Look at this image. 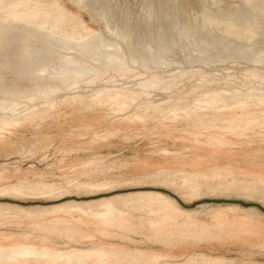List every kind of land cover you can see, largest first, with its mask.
I'll use <instances>...</instances> for the list:
<instances>
[{
	"label": "rangeland",
	"instance_id": "obj_1",
	"mask_svg": "<svg viewBox=\"0 0 264 264\" xmlns=\"http://www.w3.org/2000/svg\"><path fill=\"white\" fill-rule=\"evenodd\" d=\"M109 1L111 4L115 2L113 11H116L117 7H120V9L125 7L129 11L125 16L130 17L129 19L126 18L128 21L130 20L131 24L126 25L128 29L126 27L122 28L124 32L121 29V33L125 38L121 37V34L117 39V44L119 51L122 48L120 52L123 53L122 55L118 51V55L120 57L127 56L128 61L131 58V62L129 61L131 67L127 72H107L99 80L100 88L122 92L129 91L135 88L133 84H138L139 81L147 79V77L151 78V72L155 71V74L159 76L156 81L160 86H154L150 99L156 103L157 108L165 111L176 103L187 107L193 105L194 96L191 92L186 94V89H188L186 86L188 85H193L191 88L195 90L201 89L203 91L205 89L203 92L209 93L208 95H211L215 89H226L227 95L234 100L247 99L248 95H252L254 99L264 98V51H262L264 49V39L258 46L254 43L252 45L255 48L259 47L258 49L262 51L261 55L263 56H258L259 60H262L260 62L254 58V61L251 60L252 56L249 51L240 55H234L230 51L224 53L231 46H234L233 43L235 42L232 43L230 40L221 39L220 43L222 44H218L219 40H211L214 43L217 42L214 46L215 44L212 45L213 43L209 42L210 39L203 38V41H201L202 38L200 40L196 38L198 36L195 33V27L198 24L195 23H198V20L200 21L203 15L208 13L207 11L202 13L201 7L209 4L210 10H212L219 6L224 10H221V12L226 15L231 10L233 11L230 7L232 0H223V2L212 0L216 4H212L211 0H201L202 2L200 0ZM203 1L205 2L203 3ZM82 2H85V0ZM93 2V0H89L85 6L86 9L83 8L81 13L84 20L93 27L95 32L101 33L102 30L99 29L101 26L92 22L91 16L95 15L93 10H96L95 2ZM162 2L164 4L158 9L159 4ZM202 3L203 5L200 6ZM157 4V10L153 14L154 16L152 15L149 24L140 25V22H137L138 19L142 18L138 14L140 8L152 7ZM90 5H93L94 8ZM68 6L74 12L79 11V8L71 3ZM98 8L101 13L97 17L99 15L104 16L102 14H104L103 11L107 10L106 5ZM172 10L176 16L173 15L174 13L172 14ZM157 12L160 14L159 17ZM170 13L173 17L170 16ZM115 17L117 18V16ZM154 17L155 23L152 21ZM166 17H168L169 22ZM190 18L191 20H189ZM156 21L158 22L156 23ZM191 23H194V27ZM190 24L193 28H190ZM144 28L146 29L144 30ZM149 28L150 30H148ZM176 28H179L178 31ZM112 29L116 33L109 30L105 31V35L108 33L116 35L119 31L117 25ZM130 30L133 36L128 32ZM162 30L163 33H161ZM168 30L171 33L167 32ZM141 33L144 35H141ZM186 34L190 36H185L187 40L183 38V35ZM105 37H108L107 39L109 37L114 38L109 34ZM195 40L197 41L195 42ZM207 41L211 44H207ZM241 41L240 43L237 41L238 43L236 42L235 45L242 46L244 41L243 43ZM42 44L46 45V43ZM17 45H19L18 41ZM17 45L16 47H18ZM30 46L27 45L29 48ZM203 46L208 47L210 50L208 48L205 50ZM101 48L103 47L101 46ZM130 49L133 51H130ZM155 50L157 53L154 52ZM184 50L190 53L184 52ZM197 50H201L202 53ZM217 50H220V53ZM145 51L146 54L152 57L156 53L155 56L158 55V58L155 57L156 60L152 59V57L144 54ZM14 52L12 48H8L0 53V58L3 60L2 62L0 59V63H7L11 57L12 60L10 59L8 64L14 66L12 63L15 59L12 57ZM126 52H129L132 57ZM150 52L153 55H150ZM166 52L169 56L165 54ZM206 52H211L214 55ZM216 52L219 54L217 55ZM229 52L233 57H231L232 55L230 57L226 55ZM4 53L8 57H3L2 54ZM184 53L187 56H184ZM139 54L143 57L138 58ZM134 55H136L135 63H132L134 62L132 61ZM166 56L169 58L168 60ZM242 56L243 58H241ZM249 56H251L250 59H248ZM4 58L5 60L7 58L6 62H4ZM137 58H142L141 62L146 58L145 62H148L146 64L148 67L159 64L161 68H153L151 71L143 68L137 69L135 67L139 63ZM164 58L167 61V63L164 62L165 64L161 62ZM247 70H257L259 76L250 77L249 73L246 72ZM171 75L177 76L175 78L176 82H170ZM220 76L226 77V83L215 82L212 89H209V87H195L201 80L206 81L207 78ZM160 79H163V81L160 82ZM88 85L91 84L84 83L81 87H70L65 91L66 94L61 92L59 97L54 100L51 96H43L32 103L22 105L17 110L18 115L21 114L26 118L21 125L6 128L3 120L0 119V186L7 183H16L19 178L54 185L52 190H36L38 192L36 195L17 196L13 197L14 199L12 197H1L0 204L24 207L50 206L61 201L83 202L97 197H108L140 190H155L173 199L177 206L186 212L191 220L196 222L185 227L182 233L177 234L176 236L179 238L172 239L177 244L169 247V239L165 240L166 244L154 242L140 233L131 232L126 235L124 240L118 236L99 238L96 241L98 247L102 248L117 244L116 246L125 250L138 249L145 253V259L150 261L148 264H264V221L256 213L257 210L264 212V198H262L264 197V186L256 182L258 178L264 179V116L259 117L260 119H247L246 115L241 116L240 113L233 114L227 110L221 112L208 110L193 114V118L189 121H179L177 123L171 121V119H160L159 116L147 118L143 113L138 118L134 109L117 107L111 103H99L96 99L86 98L84 104H79L77 102L79 95L88 96L95 91V87ZM16 89L13 90L14 92L12 91L10 98H14L12 94L17 92ZM73 98L76 100L74 101ZM53 101H55V105L50 106ZM163 104L167 105L164 106ZM43 105L46 107L44 108ZM223 114L239 115V119L234 120V125H231L232 122L222 120L221 116ZM227 124L230 125L226 127ZM220 125H222L221 128ZM213 171L222 174L250 176L251 179L234 175V177H241L242 180L236 178V181L240 182L232 186L234 189L230 188L229 193L227 191L214 194L208 192L203 186H199L197 192L200 195L195 194V196L186 187L173 188L170 184L153 183L156 178L173 180L179 174L185 177L187 184L195 183L198 175L212 173ZM83 184L95 185L98 191L92 193L95 195H87V193L81 192L79 188L73 191ZM244 185H247L248 188H241ZM199 190H201V193ZM63 192L70 193L63 195L61 194ZM240 206L245 207V209ZM134 213L139 214L138 212ZM218 221L225 223L224 230L218 228ZM5 229L6 232L10 233L8 236L19 230L10 226ZM110 231L124 233V231L117 229H110ZM53 236V240L58 246L69 244L73 246L75 244L69 243L58 235ZM88 244L89 242L86 241L82 244H75V246H87Z\"/></svg>",
	"mask_w": 264,
	"mask_h": 264
},
{
	"label": "bare ground",
	"instance_id": "obj_2",
	"mask_svg": "<svg viewBox=\"0 0 264 264\" xmlns=\"http://www.w3.org/2000/svg\"><path fill=\"white\" fill-rule=\"evenodd\" d=\"M80 1L81 0H70L68 2L66 0H0V44H2L0 45V53H3L8 48H12V51H15L12 55V57L15 58L14 61H12L14 66L8 64L11 59L10 56L7 63H0V87H3V89L0 88V119L3 120L6 128L21 125L22 121L26 119L21 114L18 115L17 113V110L22 105L32 103L43 96H51L52 100L57 99L59 97V93L63 92L66 94L65 91L68 88L81 87L84 83L91 84L88 86L95 87V91L88 96L79 95L77 97V102H79V104H84L86 98L96 99L99 103H111L117 107H129L130 109H134L138 118H140V115L143 113L147 118L159 116L160 119H171V121L177 123L179 121H189L193 118V114L206 112L208 110L213 112L227 110L233 114L240 113L241 116L246 115L247 119H260L259 117L264 116V98L254 99L252 95H248L247 99L240 98L238 100H234L232 97L227 95V92L225 91L226 89H215L211 95H208L209 93L207 94L203 92L205 89L202 91L201 89L195 90L191 88L193 85L186 86L188 88L186 89V94L187 92H191L194 96L193 105L187 107L176 103L167 108L166 111L161 108L159 109L157 108L156 103L150 99V94L154 90V86H160L158 81H156V78H159V76L158 74H155V71L151 72V78L147 77V79L139 81L138 84H133L135 88L130 89L129 91L122 92L118 90L100 88L101 86L99 84V80L107 72H127L131 67L129 63L131 58L128 61L129 58H127V56H122L123 53L120 52L122 48L119 51V46L117 44V39L122 34L121 29H124L126 25L129 26V24H131V22H129L130 20H127V18L129 19L130 17L125 16L129 11H127L125 7L123 9L117 7L116 11H113V5H115V2L111 4L108 0H93L95 2L93 3L96 5V10H93L95 11V15L91 16L92 22L97 23L101 26V28H104H99L102 32L96 33L93 27L84 20L81 13L83 8L86 9L85 6L88 4L89 0H85V2H82L84 0ZM221 1L223 2V0H220L219 2ZM232 1L233 2H231L232 4H230V7H232L233 11L231 10V12L226 13V15L221 12L222 8L219 6H217L216 9L213 8L210 10L211 8L209 7V4L203 5L205 2L203 1L200 5H203L201 7V12L203 13L207 11L208 13L206 15L204 14L201 20H198V23H195L196 25L198 24L197 27H195L197 31H195V33L198 36L196 38H199V40L202 38L201 41H203V38H207V40L210 39L209 42L211 40H219L218 44H222L220 43L221 39L230 40L232 43H236L237 41L240 43V40H242V43L244 41L243 45L241 43L242 46H237V44L235 45V43H233L234 46H229L230 49L227 47L229 50H223L224 53L230 51L234 55H240L242 53H248L249 51L252 56L251 60H259L258 56H263L261 53L264 49L260 51L258 49L259 47L255 48L252 45L255 44L258 46V44L264 39V0ZM200 2L202 1L200 0ZM210 2L212 4H216V2L214 3L212 0ZM235 2H237V4H235ZM69 3L78 7L79 11L74 12L71 10L68 6ZM163 4V2L160 3L159 7L158 4L152 7H141L138 14L141 15L142 18L138 19L137 22H140V25H148L152 15L157 10V7L159 9ZM105 5L107 10L103 11L104 14L102 15L104 16L99 15L97 17V15L101 13V10H99L98 7ZM90 6L93 7V5ZM167 12L169 13V11ZM173 13L174 11L172 14ZM172 14L170 13V16H172ZM173 15H175V13ZM193 15L195 16V14ZM200 15L199 18L201 17ZM115 16H117V18ZM159 16L160 14L158 17ZM191 18L189 20H191ZM154 19L155 17L152 21H154ZM166 19L168 20V17H166ZM187 20L185 21L188 22L189 20ZM157 22L158 21H156V23ZM173 23L176 24L174 21ZM191 24L190 28L194 23L192 26ZM115 25L119 27V31L116 35H114L116 32L112 31V28H114ZM126 28L125 30L128 29ZM150 28L148 30H150ZM145 29L146 28H144V30ZM109 30L114 33L111 35L108 32L106 33H108L109 36H114V38L109 37V39H107L108 37H105L108 35H105V31ZM181 31L180 33H182ZM128 32L131 34V30ZM167 32H169V30ZM161 33H163V30ZM142 34L143 33H141V35ZM187 35L188 34L183 35V38ZM122 36L123 34L121 37ZM131 36L133 35L131 34ZM123 37L125 38V36ZM186 38L185 40H187ZM197 40H195V42ZM17 41L19 42V45H17ZM126 42L128 43L127 39ZM42 43H46V45H43ZM206 43H213L212 45L215 44L214 46H216L217 42L214 43L211 41V43H208L207 41ZM16 45L18 47H16ZM27 45H29L30 48L27 47ZM101 46L103 48H101ZM203 48L205 47L203 46ZM207 48L208 47H206L205 50ZM9 50L11 51V49ZM133 50L130 49V51ZM118 51L120 54L122 53V57L118 55ZM186 51L187 50H184V52ZM197 51L202 53L201 50ZM154 52H156V50ZM159 52L161 53L163 51ZM168 52L165 54L169 56V54H167ZM218 52L220 53V50ZM230 52L229 54H226L228 57L232 55ZM5 53L2 54V56L8 57ZM126 53L129 55V52ZM150 53V55H153L152 52ZM187 53L190 52L187 51ZM206 53L209 54L211 52ZM219 53H217V55ZM221 53L223 52L221 51ZM144 54H146V51ZM155 54L154 57L149 56L148 54L146 55L152 57V59H155V57L158 58V55L155 56ZM165 54L163 55L165 56ZM184 54V56H187L186 53ZM136 55H134L132 61L135 60ZM246 55L248 56V54ZM140 56L142 55L139 54L138 58ZM251 56H249L248 59H250ZM231 57H233V55ZM81 58L84 59L80 60ZM160 58L161 57L159 56V59ZM166 58L167 60L169 59L167 56ZM241 58H243V56ZM0 59L2 60V58ZM141 59H138L139 63L136 62L138 63L135 66L137 69L143 68L151 71L153 68H161V65L159 64L157 66L148 67L146 65L148 62H145L146 58H144V61L142 62ZM147 60L151 61L150 59ZM6 61L7 58L4 62ZM165 61L166 60L164 58L161 62L164 63ZM259 61L262 62V60ZM132 63H135V61ZM12 66L15 68L13 69ZM246 72H248L249 76L253 78L259 76V72L257 70H247ZM176 77L177 76L175 75H171L170 82H176ZM161 81H163V79H160V82ZM220 81L226 83V77L220 76L212 77L211 79L207 78L206 81L201 80V82L197 83L195 87H209V89H212L214 87L213 84ZM15 88H17V92L12 94L14 95V98H10L9 96ZM242 98L244 97L242 96ZM47 99L49 100V98ZM73 99L74 101L76 100L75 98ZM54 105L55 101L50 104V106ZM238 116L223 114L221 117L223 121L232 122L231 125H234L233 122L234 120L239 119ZM228 125L230 124H227L226 127H228ZM221 126L222 125H220V128ZM234 175L242 176L245 179H251L249 178L250 176L222 174L220 172L213 171L212 173H202L198 175L195 183L187 184L185 177L182 174L175 176L173 180L156 178L153 183L157 182L166 185L170 184L173 188L186 187V189L190 190V193L195 196V194L200 195L197 192V188L199 186H203L208 192L214 194L222 192L225 193L230 190V188L234 189L232 186L239 184L240 182L236 181V178L238 177H234ZM239 179H241V177H239L238 180ZM256 182L257 184L264 186L263 178L256 179ZM96 187L97 186L92 184H83L76 187L73 191H76L79 188L81 192H85L87 195H95L92 193L98 191ZM53 188V184L47 185L42 181H30L19 178L16 183H7L0 186V198L31 196L38 193L36 190L48 191ZM241 188L247 189L248 186L244 185ZM258 190L260 191L261 189ZM258 190L256 191L258 192ZM199 191L201 193V190ZM202 192L204 193L205 191ZM248 192H250V190H248ZM65 193L68 194L70 192ZM65 193L63 192L61 194L64 195ZM244 194L246 193L244 192ZM134 212H138L139 214H135ZM195 223V221L189 218L186 212L177 206L173 199L155 190H140L126 194H115L108 197L92 198L83 202L61 201L50 206L38 205L34 207H24L20 205L5 206L0 204V264H148L150 261L145 259V253L138 249L125 250L116 246L117 244L100 248L98 247V243H96V241L99 238L101 239L109 236H118L120 239L124 240L128 233L133 232L140 233L141 235L146 236L148 240L154 242H162L166 244L165 240L169 239L168 243H170L168 246L173 247L177 243H175L176 241H173L172 239L179 238L176 236L177 234L182 233L185 227L191 226ZM217 225L220 230L225 229V223L222 221H218ZM7 226L15 227L19 230L15 234L11 233V236H8L10 233L5 231ZM110 229L122 230L124 233H113ZM53 235H58L67 240L69 243L82 244L87 241L89 244L87 246H75V244H73V246L70 244L67 246H58L53 240Z\"/></svg>",
	"mask_w": 264,
	"mask_h": 264
},
{
	"label": "crops",
	"instance_id": "obj_3",
	"mask_svg": "<svg viewBox=\"0 0 264 264\" xmlns=\"http://www.w3.org/2000/svg\"><path fill=\"white\" fill-rule=\"evenodd\" d=\"M235 205H236V204H235ZM240 207H242V206H240ZM242 208L245 209V207H242ZM256 213H257V214L259 215V217L264 221V212L257 210Z\"/></svg>",
	"mask_w": 264,
	"mask_h": 264
}]
</instances>
